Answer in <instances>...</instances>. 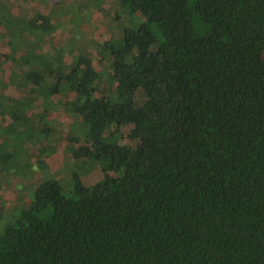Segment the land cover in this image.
I'll use <instances>...</instances> for the list:
<instances>
[{
	"label": "trees",
	"instance_id": "obj_1",
	"mask_svg": "<svg viewBox=\"0 0 264 264\" xmlns=\"http://www.w3.org/2000/svg\"><path fill=\"white\" fill-rule=\"evenodd\" d=\"M86 2L0 0V172L66 95L102 174L0 211V264H264V0H112L131 26L73 62Z\"/></svg>",
	"mask_w": 264,
	"mask_h": 264
},
{
	"label": "rangeland",
	"instance_id": "obj_2",
	"mask_svg": "<svg viewBox=\"0 0 264 264\" xmlns=\"http://www.w3.org/2000/svg\"><path fill=\"white\" fill-rule=\"evenodd\" d=\"M86 3L89 4H86L87 8L83 14L76 12L72 7L73 13L70 17L63 14L60 21L55 23L58 36L61 32L66 38L65 51L70 55L74 52L73 62L78 56L89 57L91 60L104 58L108 53L103 47V41L111 38L119 41L120 31L131 26L130 17L123 10H119L112 0H87ZM68 102L66 95L51 101L47 117V126L51 132L50 136L44 135L42 140L40 139L42 154L38 158L37 155H31L29 147H24L18 142L9 148L7 169L4 173L0 172V211L4 213L5 220H10L16 209L29 202L34 190L43 181L57 180L67 189L72 185L71 174L77 171L79 166L84 167L78 171L87 185L101 180L99 167H86L81 158L76 160L74 149H79V137L84 128ZM125 144H128L127 139ZM3 154L6 155L5 152ZM5 220L2 219L3 222H6Z\"/></svg>",
	"mask_w": 264,
	"mask_h": 264
}]
</instances>
